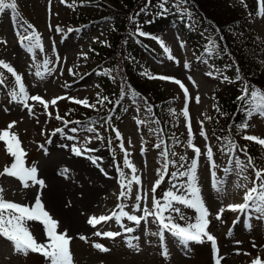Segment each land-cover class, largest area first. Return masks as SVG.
I'll list each match as a JSON object with an SVG mask.
<instances>
[{
	"label": "rangeland",
	"instance_id": "374dc122",
	"mask_svg": "<svg viewBox=\"0 0 264 264\" xmlns=\"http://www.w3.org/2000/svg\"><path fill=\"white\" fill-rule=\"evenodd\" d=\"M242 0H232L235 4ZM256 6L257 0H245ZM18 12L22 21L31 24L40 33L43 43V51L36 50L30 52L21 42L18 36L20 25L14 18L10 10L0 14V60L9 63L15 68L18 74L23 78V82L29 95H39L49 102L47 111L39 102L29 101L34 105L33 114L23 107L21 103L11 99L10 92L15 87V79L11 74H6V69L0 68V73L5 77V84L0 85V132L6 130L13 121L16 122L11 132L18 134L22 147L27 153L25 157L26 166H35L38 169V178L44 180L45 187L41 188L35 185L24 188L22 183L14 177L0 176V187L4 189L3 196L7 201L16 202L22 205L35 203V198L39 194L45 206V209L52 217L59 221V231L67 229V233L72 237L71 250L73 253L74 264H215L217 253L211 251L209 245L193 244L188 247L182 246L171 238H167L166 246L168 255L165 257L161 248V240L153 233L158 232L154 218L149 217L147 223L132 225L135 229L132 233H126L121 228H116L115 221H109L97 225L95 228L87 223L89 217L95 215H109L118 204V193L121 189L119 182V173L116 165H119L128 179L132 176L129 168L123 169L124 152L120 148L121 142L129 153V161L137 169V175L141 178L142 189L140 185L133 184L130 197L123 200L128 207L125 209L131 214L142 215V211H134L132 206L136 202L138 192L147 193V200L141 201V209L145 206L152 210V187L157 179L160 178V171L163 162L157 158L156 151L152 142L146 133V126L143 118V105L131 103L126 111L125 117L115 129L122 131L126 140L117 139L114 131V137L110 141L97 139L99 131L95 125L88 119L74 122L73 116L77 113L95 114L94 122L101 126L103 116L106 114V102L103 105L98 104L99 98L107 97V91L99 82L101 71L114 75L110 70H105V65L99 64L94 59V53L90 46L96 44L103 37V30L106 23L97 22L84 27L78 23L76 6L84 12L96 13L101 9L109 10L114 2L113 0H17ZM74 4V7L68 5ZM255 27L258 35L264 39V17L258 15L255 19ZM59 29V30H57ZM159 41L171 50V56L174 59L166 57L163 61L153 60V55H158L164 48ZM175 32H168L164 39H154V46L157 51L145 50L152 68L148 71L151 85L154 89L161 91V98L165 97L164 91L169 98L177 103L178 127L176 128L178 145L175 148L176 164L181 163L180 156L186 159L183 162L184 167L190 164L195 153L189 147V140L201 149L197 174H200V183L203 188L204 203L208 207L210 215L209 231L217 238L216 248L221 258V264H251L259 258L264 264V241L252 237V230L245 228L241 233V238L237 239L238 228L231 227L234 214L229 213L227 206L232 203H238L244 197L246 188H237L235 185L240 183L251 188L254 180L252 169H247L242 174H237L238 169L234 164L227 163V157L217 158L216 166L219 170L217 177L225 180L224 191L217 193L213 184L210 183L213 171L212 161L206 156V145L208 144V118L211 116V96L216 85L213 75H208L211 68L205 61V58L198 62L195 61L199 51L197 48H191L189 44L182 43ZM183 45V47H181ZM55 49V50H54ZM56 51V52H55ZM144 52V51H143ZM51 61L48 68L53 69L51 74L43 75L44 83L36 78L37 72L44 74L43 62ZM189 63V64H188ZM98 66V68H97ZM93 70L89 75H84L87 71ZM112 75L110 76L112 78ZM172 77L177 80H187L185 87L188 89V99L184 90L173 80H163L159 77ZM41 77V76H39ZM156 78L158 80H156ZM155 81H154V80ZM118 82V79H115ZM190 83V84H189ZM119 88L118 85L111 83L109 91ZM163 89V90H162ZM60 95L73 97L80 100H88L89 104H96V108L85 107L76 104L69 99L58 100L56 105L50 102ZM183 96V98H182ZM199 97V102L196 98ZM125 100L130 102L131 97L127 95ZM187 108L188 117L183 115V110ZM52 113L49 116L47 113ZM57 114L63 119H56ZM143 121L139 123L138 121ZM64 121H70L65 126ZM191 124V133L189 135L188 123ZM203 122V125H201ZM77 129L73 132L72 129ZM63 129V132L57 131ZM89 129H94L90 131ZM206 133L207 139L201 132ZM65 133V135H64ZM255 135L264 139V120L258 119L251 123L246 136ZM100 137V136H99ZM91 141L90 143L88 141ZM243 138L238 144L245 152L255 155H264V145L250 147ZM97 149L105 155L108 160V166H105L106 186H98L95 176L100 178L104 171L100 160L93 163L92 158H98L97 151L85 152L82 156H77L73 149ZM241 150L233 153L230 157L239 158L246 163L245 157L240 154ZM242 153V152H241ZM14 158L6 152V145L0 141V172L4 171L5 166H10ZM230 160V158H229ZM232 167L231 174H225L224 169ZM185 168V169H186ZM67 169V174L64 170ZM103 169V171L101 170ZM94 179L92 180V177ZM105 175V174H103ZM216 175V173H215ZM243 175H247L249 180H244ZM214 177V176H213ZM187 179V178H186ZM60 193L65 204L68 207L79 206L85 199L89 198L87 206L83 207L80 217L84 222L85 229L74 232L72 228L55 214L47 203V198L52 193ZM183 215L192 222H195L197 213L190 208L179 205ZM224 209L220 219L216 215ZM228 218L231 221L228 222ZM255 223L260 221L264 224V214H253ZM125 221L132 223L125 219ZM228 225V226H225ZM28 226L38 242H46L44 228L42 226V235L34 234L38 226L35 221H29ZM118 232L120 235L110 239L104 235H96L97 232L105 233L107 230ZM81 236L86 239H80ZM139 237V240L133 241L138 245V250L128 246L125 238ZM97 245H102L107 251H102ZM0 264H49L43 256H36L34 253L28 255L17 254L11 243L0 237Z\"/></svg>",
	"mask_w": 264,
	"mask_h": 264
},
{
	"label": "snow or ice",
	"instance_id": "6c2138e0",
	"mask_svg": "<svg viewBox=\"0 0 264 264\" xmlns=\"http://www.w3.org/2000/svg\"><path fill=\"white\" fill-rule=\"evenodd\" d=\"M167 0H164L166 3ZM51 3V0H49ZM61 3H66V0H61ZM69 7H74V4L68 5ZM259 11L258 15L264 17V0H258ZM161 8L164 7L162 3L160 5ZM6 10H10L14 14V18L17 23L20 25V29L18 30V36L20 37V42L30 51L35 52L36 50L43 51V43L42 37L40 33L35 29V27L31 24H26V22L22 21L20 18V14L18 12V4L17 0H0V14L5 13ZM59 30V29H57ZM139 35L146 36L149 35L144 32H139ZM153 39H158L157 37H152ZM161 46L164 48L165 52L169 53V58L174 59L171 56V50L164 45L163 41H159ZM183 47V45H181ZM215 42H210L209 47L207 49L209 55L212 54L215 49ZM51 61L45 60L43 62V66L46 68V73L42 74L37 72L38 76L43 78V75L51 74L53 69L48 68V65ZM0 68L6 69L8 73H10L15 79V87L10 92L11 99L15 102L21 103L23 107L27 108L30 114H33L34 105H30L29 101L39 102L43 105L44 109L47 111L49 107V102L45 101L39 95H29L26 86L23 82V78L20 74L17 73L15 68L11 66L9 63H6L3 60H0ZM208 75H212V73H208ZM159 79L163 80H173L176 84H178L185 92L186 99H188V89L185 85L180 81L172 77H159ZM5 84V77L3 73H0V85ZM133 96L138 95L133 92ZM250 97V99H249ZM60 99H69L70 101L83 105L85 107L96 108V104H89L88 100H80L75 99L73 97H57L54 98L50 103L52 105H56L57 101ZM107 100V97L99 98L97 100L98 104L103 105L104 101ZM197 102H199V97L196 98ZM238 100H241L247 106V114L249 116L253 114H264V90L252 89L249 91V86L245 84L242 94L238 97ZM151 111V109H148ZM49 116L52 113H47ZM183 115L188 117L189 113L187 108L183 110ZM56 119H63L58 114ZM65 126L70 121H64ZM138 123H143V121H138ZM16 122L13 121L8 125L6 130L0 132V141H3L6 145V152L14 158L13 163L10 166H5L4 171L0 172V176H9L17 178L24 188H29L35 185H39L41 188L45 187V182L42 179L38 178V169L35 166L28 167L26 166L25 157L27 153L22 147L21 141L18 137V134L11 132V129L15 126ZM203 125V122H201ZM243 128H247L248 125H242ZM189 135L192 136L191 133V124L188 123ZM90 131H94V129H89ZM116 133V137L119 140H123L118 129H113ZM59 132H63V129H57ZM73 132H76L77 129L73 128ZM201 135L207 139L206 133L203 131ZM250 141H256L257 143L264 145V139H257L254 136H245L244 137ZM97 139H102L101 137H97ZM91 142L90 140L88 141ZM163 145V150L161 151V156L163 157L164 163L162 165V169L159 173L160 178L154 183L152 187L153 193V207L152 210H149L148 207H144L141 209V201L147 200V193L138 192L136 196V202L133 204L132 208L134 211L140 212L142 211V215L131 214L129 211L125 209L128 207L127 204L119 203L117 204V209L113 210L109 215H101L99 217L93 215L88 218L87 223L96 227L99 224L107 223L109 221L115 220L117 223L121 225L124 232L132 233L135 231L133 227H126L123 223L125 219L133 222L136 225H140L142 222L147 223L149 217H153L155 222L159 225V231L153 233V235H157L160 237L161 242L164 241L165 232L170 233L173 237H175L178 242L184 246L188 247L191 242L194 243H204L205 239L210 241L213 246L214 252L217 253V258L215 259V264H221V258L218 255V249L216 248V239L213 235L208 232V227L210 224V220L208 219L210 212L208 207L204 203V200L201 195V189L198 184L197 178V170L199 165V158L201 156V149L196 147L192 140H189V147H191L195 153L194 158L191 160L190 164L183 171L177 170L171 173V176L174 180H180L182 178H187L185 181L180 183H173L172 188L166 191L163 194L162 199H157L155 197L156 190L160 187V185L164 182V177L168 173L169 165H176L175 160H169V156H175V153L171 151L167 147L165 141H161L160 144L155 145L156 148H161ZM121 150L124 152V164L126 167L130 168L132 171V176L130 179L126 177V174L123 170L120 169L119 165H116L117 171L119 173V182L121 191L118 196V200H126L130 197L131 190L133 184L140 185L142 189V181L141 178L136 174L137 169L135 166L129 161V153L124 148L123 143L120 144ZM236 146L232 144L230 141L227 145V150L229 152H234ZM74 153L77 156H82L85 152L97 151V149H80L74 148ZM245 151V150H241ZM246 154V153H245ZM206 156L209 161H212V167L215 168L214 160H213V152L211 147L209 146L206 149ZM92 162L97 163L98 159L101 158H92ZM184 156H180V165L179 168H184L183 162L185 161ZM229 165L235 166L238 169L237 174H242L247 171V169L251 168L255 179L251 181L253 186L251 188H247L246 185H241L237 183L235 186L237 188L244 187L246 188L243 200V203L240 204H230L227 206V209L234 212H239L241 214H250L251 212H256L260 214H264V169L255 168L252 158L250 156L247 157V162L241 161L239 158L234 157L228 161ZM103 171V169H101ZM225 174H231L233 172L232 167H226L224 169ZM67 174V169L64 170V173ZM106 176L107 172L104 173ZM213 176H215V172H213ZM242 178L244 180H249L247 175H243ZM226 183L225 180L214 179L213 187L217 191V193H221L224 191L223 185ZM174 189V190H173ZM4 189L0 187V237H3L5 240L11 243L14 251L17 254L28 255L29 253H36L42 255L49 264H74L73 261V253L71 250V242L72 237H70L67 233V229L64 231H59V221L54 219L52 215L45 209V206L38 194L35 198V203L31 206L22 205L16 202L7 201L3 196ZM183 205L186 208L193 209L197 216L195 218V222L186 223L185 225H181L175 222L172 215H165V213H177L179 214V218L181 220H186V217L181 212L179 207L175 205ZM224 209H221L220 212L217 213L216 219H220ZM29 221H35L39 224L43 225L44 233L46 236V242H38L37 238L33 235L32 231L28 226ZM96 235H104L109 238H115L120 235L118 232H105L100 233L97 232ZM80 239H86V237L81 236ZM139 237H131L128 240V246L132 248H136L138 250V245L133 243V241L138 240ZM102 251H107L102 245H97ZM162 254L167 257L168 252L166 246L163 249ZM252 264H262V261L259 258L253 260Z\"/></svg>",
	"mask_w": 264,
	"mask_h": 264
},
{
	"label": "trees",
	"instance_id": "16d2710c",
	"mask_svg": "<svg viewBox=\"0 0 264 264\" xmlns=\"http://www.w3.org/2000/svg\"><path fill=\"white\" fill-rule=\"evenodd\" d=\"M116 3L117 9L110 16L112 28L106 32L107 41L100 42L94 52L101 59V63L114 60L111 71L117 74L122 85L138 91L146 98L148 104L154 107L153 112H148L154 113L148 116L154 125L155 131H152L159 138L164 134V141L172 151L174 135L171 102L163 100L161 92L148 84L143 75L136 74V61L133 57L138 58L139 52H136L131 37L135 34L138 37L141 31L149 34L146 36L157 35L165 27L178 25L183 33L192 37L191 40L197 39L205 47L209 46L210 42H215L214 54L220 57L224 48L244 49L247 46L248 42L242 39L250 23L246 24L244 16L237 12L229 0H184L185 8L166 9L163 12L159 11L156 0H121ZM108 16V13L101 15L102 18ZM245 24L246 26H243ZM248 53L244 51L237 56L239 63L247 70L251 68ZM101 79V83L105 84L106 78ZM108 98L111 108L123 104V99L118 96L108 95Z\"/></svg>",
	"mask_w": 264,
	"mask_h": 264
},
{
	"label": "bare ground",
	"instance_id": "6f19581e",
	"mask_svg": "<svg viewBox=\"0 0 264 264\" xmlns=\"http://www.w3.org/2000/svg\"><path fill=\"white\" fill-rule=\"evenodd\" d=\"M96 155L98 158H101L99 160L103 164L102 167L104 168V171L101 174L102 177L98 178L93 175L92 180L95 176L98 186H106L108 180H106V175L103 174L106 169L104 165L108 166V160L105 159L106 157L102 152L97 151ZM88 201H90L89 198L85 199L81 204H79V206L68 207L65 204L62 195L60 193H55V191L47 198V203L50 205L49 207L51 210H53L56 215L61 216V218L69 225L70 228H72L74 232H79L80 230L85 229L84 222L80 217V212L83 207L87 206ZM37 226L38 228L34 234H38L39 232V235H42V226L40 224H37Z\"/></svg>",
	"mask_w": 264,
	"mask_h": 264
}]
</instances>
